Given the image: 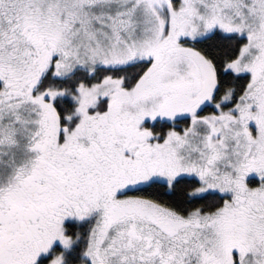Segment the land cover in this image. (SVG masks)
<instances>
[{
  "label": "snow or ice",
  "instance_id": "obj_1",
  "mask_svg": "<svg viewBox=\"0 0 264 264\" xmlns=\"http://www.w3.org/2000/svg\"><path fill=\"white\" fill-rule=\"evenodd\" d=\"M0 264H264V0H0Z\"/></svg>",
  "mask_w": 264,
  "mask_h": 264
}]
</instances>
